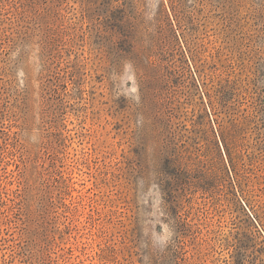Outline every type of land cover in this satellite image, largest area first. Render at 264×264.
<instances>
[{"label": "rangeland", "instance_id": "374dc122", "mask_svg": "<svg viewBox=\"0 0 264 264\" xmlns=\"http://www.w3.org/2000/svg\"><path fill=\"white\" fill-rule=\"evenodd\" d=\"M0 264H264V0H0Z\"/></svg>", "mask_w": 264, "mask_h": 264}]
</instances>
